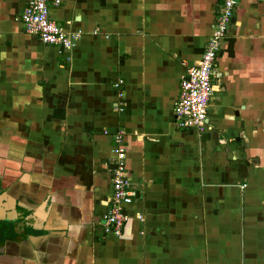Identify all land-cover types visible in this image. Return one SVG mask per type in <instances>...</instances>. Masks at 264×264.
<instances>
[{"label":"crops","instance_id":"0c3cea01","mask_svg":"<svg viewBox=\"0 0 264 264\" xmlns=\"http://www.w3.org/2000/svg\"><path fill=\"white\" fill-rule=\"evenodd\" d=\"M26 1L0 0V264H264V0L234 9L202 130L174 105L219 0H47L68 49L25 31Z\"/></svg>","mask_w":264,"mask_h":264},{"label":"built area","instance_id":"2783aa9c","mask_svg":"<svg viewBox=\"0 0 264 264\" xmlns=\"http://www.w3.org/2000/svg\"><path fill=\"white\" fill-rule=\"evenodd\" d=\"M239 0H219L212 30L198 61L188 67L179 81L178 96L174 105V121L181 128L203 129L207 120V108L213 93L212 80L215 61L227 35L229 23ZM20 19L27 33L38 36L46 44L68 49L74 45L79 33L65 31L48 13L47 0H27ZM121 80L117 85L121 84ZM122 131L114 133V167L111 171L112 192L105 212L100 218L104 233L119 235L128 219L125 206L133 200L135 190L125 169V149Z\"/></svg>","mask_w":264,"mask_h":264},{"label":"water","instance_id":"95a60500","mask_svg":"<svg viewBox=\"0 0 264 264\" xmlns=\"http://www.w3.org/2000/svg\"><path fill=\"white\" fill-rule=\"evenodd\" d=\"M0 191H1V189H0ZM0 221H2V218H0ZM6 231V229L4 230V232Z\"/></svg>","mask_w":264,"mask_h":264}]
</instances>
